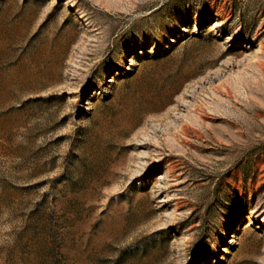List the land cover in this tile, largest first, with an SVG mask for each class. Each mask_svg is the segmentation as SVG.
Returning <instances> with one entry per match:
<instances>
[{
	"label": "rangeland",
	"instance_id": "obj_1",
	"mask_svg": "<svg viewBox=\"0 0 264 264\" xmlns=\"http://www.w3.org/2000/svg\"><path fill=\"white\" fill-rule=\"evenodd\" d=\"M0 264H264V0H0Z\"/></svg>",
	"mask_w": 264,
	"mask_h": 264
}]
</instances>
